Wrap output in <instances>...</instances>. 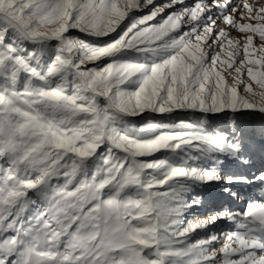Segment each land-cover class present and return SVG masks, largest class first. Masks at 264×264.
I'll return each instance as SVG.
<instances>
[{"label": "snow or ice", "instance_id": "snow-or-ice-1", "mask_svg": "<svg viewBox=\"0 0 264 264\" xmlns=\"http://www.w3.org/2000/svg\"><path fill=\"white\" fill-rule=\"evenodd\" d=\"M0 264H264V3L0 0Z\"/></svg>", "mask_w": 264, "mask_h": 264}, {"label": "rangeland", "instance_id": "rangeland-1", "mask_svg": "<svg viewBox=\"0 0 264 264\" xmlns=\"http://www.w3.org/2000/svg\"><path fill=\"white\" fill-rule=\"evenodd\" d=\"M158 2H162V0H158ZM235 2V0H234ZM248 3H252L253 0H247ZM261 3H264V0H260ZM145 11H147V9H145ZM246 22H251V23H255V21H241V23H246ZM223 27V25H221ZM74 35H82L78 32H76L75 30H72ZM231 31V35L234 37H239L240 33H238L235 30H230ZM89 40H92L93 38L89 37ZM107 39V38H104ZM259 40L256 39L254 41V45L258 46L259 45ZM92 65H89V67H91ZM258 67V66H257ZM178 115H180L181 117H190L192 119H194L195 117L192 116L191 113H179ZM137 122H140L139 118H136ZM247 120L250 121V123H254L255 128H259L260 126V120L259 117H246ZM157 155H161L160 153H157ZM250 159L252 161V163L256 160H259L262 164V154H261V143H260V138L259 136L256 137V142L253 144L252 149L250 151ZM225 167L226 170L229 172H236V171H246V169L241 168L239 165V162H233V161H225ZM238 189L240 191H242L243 196L240 200H234V199H228L224 196L223 194V190L221 187H219L218 185H211V186H204L202 188H198L197 191H200L201 194L204 196L205 198V206L202 209H198L197 212L200 216H204L206 215V211L207 208L209 207V205L211 203H214L216 205H220V204H225L229 207H231L233 210H239L248 199H260L261 197L259 196L258 192L256 189H251L248 187H243L240 188L238 186ZM232 225H230L228 222H220L215 226V231L219 234H224L227 233L231 230ZM199 238V237H197ZM221 243H223V240H221ZM217 247H219V245H217Z\"/></svg>", "mask_w": 264, "mask_h": 264}, {"label": "bare ground", "instance_id": "bare-ground-1", "mask_svg": "<svg viewBox=\"0 0 264 264\" xmlns=\"http://www.w3.org/2000/svg\"><path fill=\"white\" fill-rule=\"evenodd\" d=\"M250 127H255L253 122L250 123ZM253 165H254V167H260L261 166V162L259 160H256V161L253 162Z\"/></svg>", "mask_w": 264, "mask_h": 264}]
</instances>
